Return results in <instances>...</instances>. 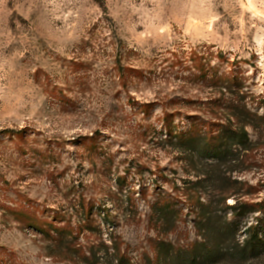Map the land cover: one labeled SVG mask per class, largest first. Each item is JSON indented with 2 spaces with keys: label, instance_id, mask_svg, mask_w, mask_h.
Wrapping results in <instances>:
<instances>
[{
  "label": "rangeland",
  "instance_id": "rangeland-1",
  "mask_svg": "<svg viewBox=\"0 0 264 264\" xmlns=\"http://www.w3.org/2000/svg\"><path fill=\"white\" fill-rule=\"evenodd\" d=\"M235 78L264 118V0H0V264H80L89 209L148 264L151 204L178 202L193 239L185 204L214 165L240 192L231 204L264 207V122L247 127L252 150L227 141L220 161L176 145L221 135Z\"/></svg>",
  "mask_w": 264,
  "mask_h": 264
},
{
  "label": "trees",
  "instance_id": "trees-1",
  "mask_svg": "<svg viewBox=\"0 0 264 264\" xmlns=\"http://www.w3.org/2000/svg\"><path fill=\"white\" fill-rule=\"evenodd\" d=\"M221 80L219 78L215 81L218 83ZM228 82L222 87L229 96L227 108L232 112L225 116L228 123L223 126L221 135L212 137L209 133H199L201 130L192 129L176 144L180 150L187 151L191 158L200 156L202 159L223 160L230 152L229 147H224L227 141H233L241 150L253 149L254 143L247 127H261L259 122H264V118L249 109L243 84L237 78L228 79ZM213 167V170L205 174L201 172L199 176L204 177L196 182V196H188L185 204L188 214L193 216V239L189 238L188 232H185V239L181 237L186 220L182 217V208L178 207V202L164 196L151 204L160 239L156 244V257L148 258V264H264L263 203L245 201L241 199L242 196H237L236 202L231 204L229 199L240 195V192H235L227 181L220 178L218 165ZM221 180L223 183H219ZM207 183H211V187L205 186ZM251 189L248 186L247 193L251 194ZM201 190L206 191L204 201L198 196ZM257 213H263V216ZM77 223L81 230L88 231L94 239L89 247L82 246L73 253L75 258L72 259H76L74 263L133 264L113 221L100 223L94 217V210L89 209L86 216ZM56 232L54 244L65 253L71 251V243L64 244L66 238L63 235L66 232L68 237H74L73 234L68 232L67 227L56 228ZM45 233L46 236L50 234L49 231Z\"/></svg>",
  "mask_w": 264,
  "mask_h": 264
}]
</instances>
